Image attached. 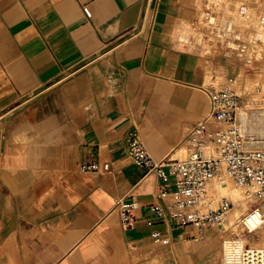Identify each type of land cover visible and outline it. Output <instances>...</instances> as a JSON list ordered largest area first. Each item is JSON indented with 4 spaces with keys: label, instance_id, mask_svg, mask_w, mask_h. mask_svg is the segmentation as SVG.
Segmentation results:
<instances>
[{
    "label": "crops",
    "instance_id": "obj_1",
    "mask_svg": "<svg viewBox=\"0 0 264 264\" xmlns=\"http://www.w3.org/2000/svg\"><path fill=\"white\" fill-rule=\"evenodd\" d=\"M242 1L251 18L264 6ZM215 4L0 0V264L219 258L216 224L148 225L151 206L171 200L175 177L137 164L127 145L137 128L155 159L183 158L210 111L209 91L235 78L238 65L205 50L214 32L201 18H228ZM92 161L110 169H82ZM119 198L135 204V227L122 226Z\"/></svg>",
    "mask_w": 264,
    "mask_h": 264
},
{
    "label": "built area",
    "instance_id": "obj_2",
    "mask_svg": "<svg viewBox=\"0 0 264 264\" xmlns=\"http://www.w3.org/2000/svg\"><path fill=\"white\" fill-rule=\"evenodd\" d=\"M84 11L87 16H91L87 6H84ZM251 16L250 7L242 1L235 18L247 19ZM254 18L258 25L264 26V6L255 13ZM213 22L210 18L209 23L213 25ZM234 25L232 20L224 18L220 32L212 35V44L215 42L222 46V39H229L235 44L233 49L242 54L248 47V43H244L246 33ZM235 81V78H230L227 86L209 91L210 111L187 138L188 152L183 158L157 160L145 146L138 129L128 131V153L137 164L155 171L161 178L168 175L175 177L171 200L164 205L156 203L151 206L148 225H153L156 219L168 218L171 226L175 227L193 225L202 230L207 224H216L222 228L234 202L223 196L212 207L208 184L211 179L224 176L236 186L247 188L249 196L257 200L240 219L247 231L264 228V149L252 147L258 139L248 136L239 116L243 103L242 95L235 88ZM82 169L100 172L101 169L109 170L110 164L105 162L100 167L99 163L92 161L83 164ZM162 194L164 192L160 191ZM114 208L124 228L136 226L133 202L119 198ZM254 217L252 223H247ZM160 235V231L153 232L156 238ZM238 261L239 264H264V245L243 247L239 251Z\"/></svg>",
    "mask_w": 264,
    "mask_h": 264
},
{
    "label": "rangeland",
    "instance_id": "obj_3",
    "mask_svg": "<svg viewBox=\"0 0 264 264\" xmlns=\"http://www.w3.org/2000/svg\"><path fill=\"white\" fill-rule=\"evenodd\" d=\"M222 1L215 0L219 12L224 11L226 14L229 11L226 16L230 18L226 19L232 20L236 29L247 30L244 43H248V47L245 52L239 54L237 50L233 49L235 44L231 40L222 39V46L215 42L213 44L207 43L205 50L214 56H225L233 66L238 65L239 69L235 75V88L242 95L243 103L239 110V116L245 125L248 136L258 139V142L253 143L252 147L264 149V26L258 25L255 18H235L239 11V0ZM227 3L229 4L228 7ZM221 5H225V9ZM219 7H223V10ZM201 19L203 26L204 24L212 26L213 34L220 32V24L224 18H212L214 20L213 25L209 23L210 18H207L208 20L205 18L208 22H204V18ZM259 34L260 39H257ZM199 43L206 44L204 40H199ZM185 154L186 151L183 150L181 156H185ZM208 186V197L212 207H215L218 200L223 196L234 202L226 222L222 224L220 229L223 234L222 247L218 252L220 256L211 264H224L226 240L245 238V246L264 245V228L248 232L240 220L257 202L254 197L249 196L247 188L236 186L233 181L224 176L211 179Z\"/></svg>",
    "mask_w": 264,
    "mask_h": 264
},
{
    "label": "bare ground",
    "instance_id": "obj_4",
    "mask_svg": "<svg viewBox=\"0 0 264 264\" xmlns=\"http://www.w3.org/2000/svg\"><path fill=\"white\" fill-rule=\"evenodd\" d=\"M218 1V0H217ZM222 1V0H221ZM225 2V1H222ZM216 3V2H215ZM220 3V1H219ZM229 3V2H228ZM227 3V7L228 4ZM221 4V3H220ZM236 4V3H235ZM218 5L217 3L215 4V6ZM223 6V5H221ZM225 6V5H224ZM223 6V7H224ZM235 6V5H234ZM223 7H219V9L221 8V10H223ZM215 8V7H214ZM233 8V7H232ZM225 9V7H224ZM228 10V9H227ZM230 10V9H229ZM217 12V11H216ZM224 12V11H223ZM222 12V14H223ZM229 12V11H228ZM227 12V13H228ZM231 12V11H230ZM225 13V12H224ZM227 13L225 15H227ZM213 17V16H212ZM229 18V17H228ZM260 39V34L257 36V39ZM256 217L249 219V221H247V223H252L255 220ZM262 240V239H261ZM257 243V242H256ZM245 247V238H239V239H235V240H226L225 241V245H224V264H239L238 261V254L239 251Z\"/></svg>",
    "mask_w": 264,
    "mask_h": 264
},
{
    "label": "water",
    "instance_id": "obj_5",
    "mask_svg": "<svg viewBox=\"0 0 264 264\" xmlns=\"http://www.w3.org/2000/svg\"><path fill=\"white\" fill-rule=\"evenodd\" d=\"M200 264H202V263H200Z\"/></svg>",
    "mask_w": 264,
    "mask_h": 264
}]
</instances>
